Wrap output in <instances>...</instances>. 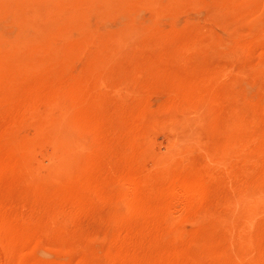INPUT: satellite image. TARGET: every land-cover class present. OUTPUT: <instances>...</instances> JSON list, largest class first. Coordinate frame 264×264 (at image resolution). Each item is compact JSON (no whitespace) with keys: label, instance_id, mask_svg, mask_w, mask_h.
<instances>
[{"label":"rangeland","instance_id":"obj_1","mask_svg":"<svg viewBox=\"0 0 264 264\" xmlns=\"http://www.w3.org/2000/svg\"><path fill=\"white\" fill-rule=\"evenodd\" d=\"M0 264H264V0H0Z\"/></svg>","mask_w":264,"mask_h":264},{"label":"bare ground","instance_id":"obj_2","mask_svg":"<svg viewBox=\"0 0 264 264\" xmlns=\"http://www.w3.org/2000/svg\"><path fill=\"white\" fill-rule=\"evenodd\" d=\"M22 38H23V37H22ZM23 41H24V40H23ZM21 43H22V42H21ZM23 45H24V44H23ZM76 63H77V62H76ZM57 110H58V109H57ZM31 113H32V112H31ZM35 115H36V114H35ZM58 115L60 116V114H58ZM56 116H57V115H56ZM45 118H46V117H45ZM33 119H34V118H33ZM43 119H44V118H43ZM46 119H47V118H46ZM50 119H51V118H50ZM37 125H38V124H37ZM37 127H38V126H37ZM12 143H13V142H12ZM15 146H16V145H15ZM15 149H16V148H15ZM16 164H17V163H16ZM18 165H19V164H18ZM30 176H31V175H30ZM177 193H178V192H177ZM175 196H176V195H175ZM175 196H173V197L175 198ZM179 196H180V194H179ZM185 196H187V194H186ZM188 196H191V194H190V195L188 194ZM193 196H194V195H193ZM193 196H192V197H193ZM177 198H178V197H177ZM177 198H176V201H178ZM194 198H195V197H194ZM192 199H193V198H191V200H192ZM180 200H181V199H179V201H180ZM171 201H172V200H171ZM181 201H182V200H181ZM183 201H184V200H183ZM185 201H186V200H185ZM179 203H180V202H179ZM174 204H175V203H173V205H174ZM181 204H182V202H181ZM182 205H183V204H182ZM179 206H180V205H179ZM175 207H176V206H175ZM180 207H181V206H180ZM181 208L183 209V207H181ZM181 208H179L178 210H179V211H180V210L183 211ZM174 209H175V208H174ZM179 211H178V212H179ZM181 211H180V212H181ZM175 212H177V211L175 210Z\"/></svg>","mask_w":264,"mask_h":264}]
</instances>
